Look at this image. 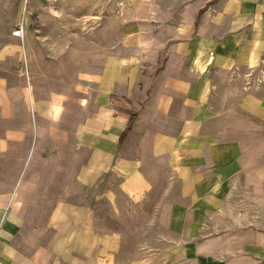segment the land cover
Wrapping results in <instances>:
<instances>
[{
	"label": "crops",
	"instance_id": "obj_1",
	"mask_svg": "<svg viewBox=\"0 0 264 264\" xmlns=\"http://www.w3.org/2000/svg\"><path fill=\"white\" fill-rule=\"evenodd\" d=\"M47 8L0 0V264H264V154L215 109L264 21L116 0L47 42Z\"/></svg>",
	"mask_w": 264,
	"mask_h": 264
},
{
	"label": "rangeland",
	"instance_id": "obj_2",
	"mask_svg": "<svg viewBox=\"0 0 264 264\" xmlns=\"http://www.w3.org/2000/svg\"><path fill=\"white\" fill-rule=\"evenodd\" d=\"M115 1L47 0L49 8L43 12L37 32L45 36L47 42L59 41L64 35L71 33L83 32L108 13ZM161 2L165 5H183L185 19L192 18L193 14L197 16L200 11L198 22L203 19L219 20V24L226 29L241 24L251 25L256 20L264 21V0H161ZM252 52L247 63L239 68L236 76L234 87L237 91L241 89L242 95L233 99L228 106L215 107V109L247 115L248 141L253 142V146H258L257 149L262 155L264 154V123L257 124L253 119L264 121V43L259 44ZM258 99L262 100V107L256 105ZM243 103L247 105L244 106ZM255 141L258 142L255 144ZM261 158L264 164V156Z\"/></svg>",
	"mask_w": 264,
	"mask_h": 264
},
{
	"label": "built area",
	"instance_id": "obj_3",
	"mask_svg": "<svg viewBox=\"0 0 264 264\" xmlns=\"http://www.w3.org/2000/svg\"><path fill=\"white\" fill-rule=\"evenodd\" d=\"M21 31H23L22 27L18 28L17 32H21Z\"/></svg>",
	"mask_w": 264,
	"mask_h": 264
}]
</instances>
